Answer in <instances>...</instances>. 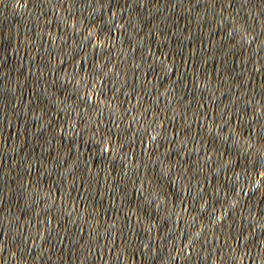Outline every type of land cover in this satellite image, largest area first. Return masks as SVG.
Returning <instances> with one entry per match:
<instances>
[{
	"label": "water",
	"instance_id": "1",
	"mask_svg": "<svg viewBox=\"0 0 264 264\" xmlns=\"http://www.w3.org/2000/svg\"><path fill=\"white\" fill-rule=\"evenodd\" d=\"M0 264H264V0H0Z\"/></svg>",
	"mask_w": 264,
	"mask_h": 264
}]
</instances>
